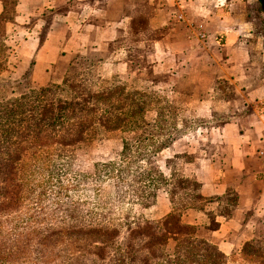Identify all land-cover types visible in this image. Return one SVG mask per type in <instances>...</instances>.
Returning <instances> with one entry per match:
<instances>
[{"label":"crops","instance_id":"obj_1","mask_svg":"<svg viewBox=\"0 0 264 264\" xmlns=\"http://www.w3.org/2000/svg\"><path fill=\"white\" fill-rule=\"evenodd\" d=\"M7 74L42 84L72 62L148 86L178 134L159 155L152 219L226 257L264 237V9L260 0H0ZM8 76V75H7Z\"/></svg>","mask_w":264,"mask_h":264},{"label":"rangeland","instance_id":"obj_2","mask_svg":"<svg viewBox=\"0 0 264 264\" xmlns=\"http://www.w3.org/2000/svg\"><path fill=\"white\" fill-rule=\"evenodd\" d=\"M6 58L0 46V67ZM55 73L56 78L42 84L30 65L21 75L14 69L12 75L0 78V106L4 103L16 110L18 120L25 118L21 123L15 119L12 127L14 157L60 158L62 163H71L55 171L59 177L43 166L25 173L24 180H15L11 187L0 185V264H157L164 260L168 264H264V237L250 242L246 254L225 259L209 242L202 249L191 241L164 240L153 231L146 236L135 231L125 240L123 235L100 238L95 234L110 226L106 217L114 218V227L121 226L122 210L128 205V196L111 179L101 183L105 175L125 158L123 169L128 176H136L130 180L146 179L147 173H153L152 166L145 164L147 146L124 150L123 140L133 146L138 134L132 124L154 119V113L142 115L139 108L147 112L161 103L140 99L133 91L134 83L120 76L106 83L96 63L72 62ZM15 100H21L20 104ZM105 164L110 167H101ZM98 165L103 171L99 178L95 174ZM66 168L80 181L75 191L67 193L64 189L71 176L67 171L62 177ZM61 185L64 189L59 195ZM115 200L118 206L111 215L108 209ZM150 248L161 255L159 260L147 253ZM207 252L210 256L205 258Z\"/></svg>","mask_w":264,"mask_h":264},{"label":"trees","instance_id":"obj_3","mask_svg":"<svg viewBox=\"0 0 264 264\" xmlns=\"http://www.w3.org/2000/svg\"><path fill=\"white\" fill-rule=\"evenodd\" d=\"M261 4H263V0H260ZM0 46L5 50L4 46L0 42ZM5 53L8 58V53L5 50ZM6 58V64L4 66L0 67V78L7 74L9 64ZM32 67V73L35 72V63L31 64ZM34 69V71H33ZM99 72L100 77L102 80H104L106 83H109L113 79H115L117 76H120L124 78L127 81H132L134 83L133 91L138 95L140 99H154L158 103H161V100L154 95V93L150 90L148 91V86L145 88V91H142L140 88V84L137 81L134 80H128L125 78L123 74L120 72H115L114 74H109L108 71H106L104 64H99ZM6 76V75H5ZM14 93V91H13ZM21 100H15V104H20ZM161 105H155L151 110H148L146 112L145 109L138 110V113L142 115L143 112L147 114L154 113V119L153 120H143L142 124H139L136 126V124H132L131 128L135 129L137 132V137L134 141H132L133 146H129L131 142H128L127 139L124 141V150L127 148L128 150L131 149H137L138 147H145L147 149V152L144 156L149 157L152 162L149 161V158L147 161L146 159H142L141 163L145 161V164H149L152 166L151 171L153 173H147V178L142 179L139 178L137 180H130L131 178L136 177L135 175L131 174L128 176V172L125 171L124 165L127 162V159L121 160V165L115 169L114 171H111L109 175H105V180L112 181L115 188H121L122 193L124 197L128 196V199L126 201L128 202V205L126 208H123L122 214H121V226L114 227L113 219L114 218H104V221L109 223L110 226H104L100 230L95 231L94 233L99 235L100 238L104 237H118L120 235H123L124 239L131 233L133 235L138 234H148L149 232L153 231L155 236H161L163 235L164 240H167L169 238H175L178 241L186 240L191 241L195 244H197L200 248L203 249V247H206L208 242L203 241L196 237L197 230L194 227L187 226L182 223L181 215L183 210H185V207H177L175 211L161 219H152L149 216V210L153 207V205L156 203L157 195L159 190L161 189V185L165 183V177L164 173L159 165V157L158 155L165 149H167L170 145L171 138L175 137L178 134L179 129L175 127L174 119H176V114L172 113L170 114L168 112L165 106ZM141 111V112H140ZM16 110L12 109V107H9L6 104H1L0 106V176L2 177V181L0 182V185L3 184L5 188L11 187L15 180L23 181L25 178V173H34L37 172L38 167L45 166L47 168V171L51 172L53 175L56 174L55 171H62L65 169V167L69 166L71 163L65 162L62 163L60 158H49V159H42L40 158L35 159L34 157H28L27 155H22L20 157H14L12 154V142L14 139V135L12 133V127L14 126L15 119L19 121V123L25 121V118L21 117V119H17L16 117ZM106 112V111H105ZM107 113V112H106ZM146 118V115L144 116ZM25 136L27 137V134L25 133ZM42 150V149H41ZM151 155V156H150ZM130 157H132L130 155ZM152 157V158H151ZM100 165L96 166V176L99 178V174L103 171H100L98 169ZM101 167L108 168L110 165L105 164ZM42 169V168H39ZM137 169V168H136ZM141 169V166L138 170ZM99 170V171H98ZM137 170V172H138ZM67 168L66 171L62 174V177L67 174ZM68 174H70V178L68 179V182L70 183L68 185V188L64 189V186H59L60 190L58 191V194L61 195L62 190L64 189L67 192H73L75 189L80 185V181L78 182V176H75L72 171H68ZM139 175V172L137 173ZM142 174V173H140ZM145 174V173H143ZM52 175V178H53ZM58 177L60 175L56 174ZM5 176V177H4ZM141 176V175H140ZM130 177V178H129ZM84 178V177H82ZM78 182L77 184H75ZM106 183V182H105ZM87 185V184H85ZM136 197V198H135ZM131 200L136 202H131ZM118 200H115L114 203L110 204L112 207L109 208V212L115 213V208L118 206L117 204ZM87 216H89V212L87 213ZM73 218V216L71 217ZM132 218V221H131ZM112 219V220H111ZM127 219H130L128 221ZM137 231V232H135ZM127 233V234H126ZM146 236V235H145ZM256 240H252L250 242H254ZM248 242L244 248V250L240 254L233 255L232 257L241 256L246 254V248L247 245L250 243ZM96 243H103L98 242ZM179 248L177 251H179ZM217 254L221 255L225 259H229L232 257H226L219 253L217 248H215ZM148 254L154 256V258H159L160 256L155 253L154 250L151 248L147 250ZM146 253V252H145ZM178 253V252H177ZM181 255V254H179ZM165 258H170L169 255H163ZM210 254L205 253L204 257L208 258ZM158 259V260H159ZM133 260V258L131 259ZM169 262L164 260L162 262H158L157 264H168ZM173 263V262H170Z\"/></svg>","mask_w":264,"mask_h":264},{"label":"built area","instance_id":"obj_4","mask_svg":"<svg viewBox=\"0 0 264 264\" xmlns=\"http://www.w3.org/2000/svg\"><path fill=\"white\" fill-rule=\"evenodd\" d=\"M262 177H263V179H264V173L262 174Z\"/></svg>","mask_w":264,"mask_h":264}]
</instances>
